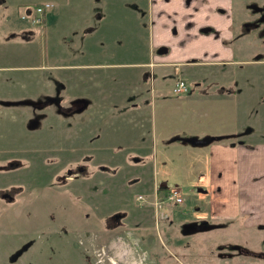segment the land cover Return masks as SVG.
<instances>
[{"label": "rangeland", "instance_id": "rangeland-1", "mask_svg": "<svg viewBox=\"0 0 264 264\" xmlns=\"http://www.w3.org/2000/svg\"><path fill=\"white\" fill-rule=\"evenodd\" d=\"M47 1L53 4L45 12L44 26L29 22L27 13ZM2 3L0 16L8 21H1L0 29L10 37L4 43L8 53L0 55V62L7 65L0 69V264H264L260 224L215 214L220 210L211 206L212 192L198 191L209 187L207 182H165V187H181L184 200L181 204L161 200L157 194L163 179L152 178L156 187L146 184L155 168L150 167L156 166L149 160L159 153L151 147L150 135L140 138L145 149L151 148L141 152L148 161L140 163L129 150L135 145L130 136L137 129L127 123L114 128L107 118L121 113L128 118V101L140 99L133 83L164 79V86L156 85L154 93L168 98L163 108L175 115L168 127L181 129L178 113L183 108H178L185 93L173 91L176 79L186 80L187 94L198 95L201 101L209 95L226 97L228 88L235 89L225 80L236 64L202 62L212 64L192 69L180 65L179 70L172 66L167 73L158 65L138 66L154 51L147 14H139L141 0ZM235 3V43L243 49L238 57L246 58L245 63L257 57L264 64V0ZM73 28L78 37H73ZM13 30L18 32L12 35ZM102 61L133 64L105 69L96 64ZM72 62L95 65L67 68ZM121 75L130 81L121 82ZM210 80L213 83H207ZM199 81L203 86L197 85ZM147 86L139 95L150 93ZM259 86L264 90V82ZM126 95L130 96L125 99ZM210 98L203 102L206 110L223 109L224 116L219 117L225 119V101L218 99L212 106ZM262 100L264 96L244 106L235 101L234 114L244 113L249 127L258 123L264 127ZM204 107L200 105L199 111ZM116 140L124 142L123 150L113 149L111 145L121 143ZM168 155L194 158L191 153ZM25 243L31 246L11 261Z\"/></svg>", "mask_w": 264, "mask_h": 264}, {"label": "crops", "instance_id": "crops-1", "mask_svg": "<svg viewBox=\"0 0 264 264\" xmlns=\"http://www.w3.org/2000/svg\"><path fill=\"white\" fill-rule=\"evenodd\" d=\"M141 2H143V6L139 5V7L142 8V12L139 11V14L142 17L147 14L149 42L154 51L149 61L139 62L138 66L155 67L158 65L161 71L167 73L172 66L179 70L178 66L180 65L181 68L185 66L192 69L204 64L228 62L236 65H233L232 73L229 77L227 76L225 83L234 85L235 89L228 88L229 94H226V97L209 95L207 98L202 97L204 101H201L199 100L200 96L193 95V97L192 93L187 94L190 91L189 87V90L179 99L180 108L178 109H183L182 113H178V115H180L183 127L175 129L168 127V123L171 125V122H174L175 115H171L162 105L168 98L157 96L154 93L155 86H164L165 80L155 78L145 82L142 79V82L133 83V86L136 87L133 91L140 99L137 100L134 97L128 101L127 105L131 107L130 111L126 113L129 114L128 118L127 116L122 117L124 113L117 117H107L112 119L110 124L114 125V128L122 129L124 123H127L131 129H137V132H133L130 136L135 145L129 150L136 153V159L141 160L140 163L148 161L141 152L149 149L143 147V141L140 138L145 133L150 135L151 147L156 146L159 151L156 158L149 160L150 164L153 162L157 166L160 162L161 166L158 169L156 166L150 167V169L155 168L146 184L152 183L153 187L155 185L154 177L163 179L162 185L171 181L181 184L190 180L207 182L209 187L199 188L198 191H202L201 194L212 192L211 206L220 210L215 214L230 217L229 219L242 216L248 221V224H260L264 228V127L259 123L254 127H249V120L243 121L246 118L244 113L234 114L235 101L239 100L244 106L246 102L251 100L253 104L256 102L255 99L261 100L264 96V90L259 86L261 82H264V64L259 62L262 60L257 57L249 63H245L246 58L238 57L242 55L243 49H240L235 43L236 0H141ZM50 3L53 4V2ZM2 4V0H0V11ZM93 9L94 7H91V10ZM91 10L90 16L92 17L94 12ZM0 18V22L8 21L7 16L1 15ZM23 19L25 18L23 17ZM46 20L47 18L45 23ZM28 21L34 23L31 17L28 18ZM95 22L96 19L89 24V26H93L90 30L95 28ZM76 31L77 29L73 28V37L75 34L78 37ZM17 32L13 30L11 33L14 35ZM9 34L10 32L0 29V55L8 53H4L7 47L4 43L6 38L10 37ZM84 35L83 32L81 36ZM15 38L18 37L15 36ZM96 64L107 69L117 67V64L121 65L119 67H123L122 65L133 63L102 61ZM66 65L67 68L79 65L87 67L94 66L95 63L72 62ZM6 67V64L0 62V69ZM70 70L74 71L73 68ZM125 78L121 75L118 79L121 82L122 80L130 81ZM197 78L200 76L198 75ZM87 79L92 81L93 76H89ZM210 82L213 83L212 80L207 83ZM144 84L148 85L147 89L151 88L150 93L145 97L144 94L139 95ZM203 84V82H197L200 87ZM253 88L259 89V91ZM249 94L250 100L246 101ZM130 95H126L125 99ZM210 97L214 98L213 102L209 104L212 106L219 101L218 99L225 101L227 104L225 119L219 117V115L224 116L223 109L222 111L206 110L204 103L210 101ZM84 100L87 101V99H82V101ZM262 101L264 102V100ZM140 104H143L144 108ZM196 105H198L197 108ZM200 105H203L204 108H201L203 111H199ZM101 114L103 115V113ZM262 115L263 111L260 112V117ZM229 118L239 122L235 124ZM119 119L121 124L118 122ZM218 121L223 123L217 125ZM145 128L146 130H144ZM105 139H111L110 134L107 133ZM120 142V140H116L114 143L119 144ZM123 144L124 142H121L118 146H111L115 150H123ZM170 152H177L180 156L183 153H191L194 158L189 161L186 157L174 156L173 159L168 155ZM159 155L161 160L158 159ZM175 162H178L180 166L177 167ZM142 174L143 171L138 172L139 176ZM177 188L180 192L182 191L181 187ZM157 196L160 197L159 193ZM181 196L183 197V195ZM160 199L163 198L160 197Z\"/></svg>", "mask_w": 264, "mask_h": 264}, {"label": "built area", "instance_id": "built-area-1", "mask_svg": "<svg viewBox=\"0 0 264 264\" xmlns=\"http://www.w3.org/2000/svg\"><path fill=\"white\" fill-rule=\"evenodd\" d=\"M50 2H45L42 4L37 5V7L31 13H27L28 16L31 17V20L35 23L43 22L45 18V12L48 8L51 7ZM189 90L188 83L183 78L176 79V82L173 85L174 92H186ZM141 197V196H140ZM164 201L168 202L173 200L175 203L180 204L183 202V197L180 194V191L177 188H170L166 198L163 199ZM163 202V201H162Z\"/></svg>", "mask_w": 264, "mask_h": 264}, {"label": "water", "instance_id": "water-1", "mask_svg": "<svg viewBox=\"0 0 264 264\" xmlns=\"http://www.w3.org/2000/svg\"><path fill=\"white\" fill-rule=\"evenodd\" d=\"M29 245H30L29 243L24 244L19 250L16 251V253L11 255L10 260L15 261L24 251H26L29 248Z\"/></svg>", "mask_w": 264, "mask_h": 264}, {"label": "trees", "instance_id": "trees-1", "mask_svg": "<svg viewBox=\"0 0 264 264\" xmlns=\"http://www.w3.org/2000/svg\"><path fill=\"white\" fill-rule=\"evenodd\" d=\"M159 195L161 198H164L167 196L168 192H169V188L165 187V185H160V188L158 190Z\"/></svg>", "mask_w": 264, "mask_h": 264}, {"label": "flooded vegetation", "instance_id": "flooded-vegetation-1", "mask_svg": "<svg viewBox=\"0 0 264 264\" xmlns=\"http://www.w3.org/2000/svg\"><path fill=\"white\" fill-rule=\"evenodd\" d=\"M43 23H45V22H40L39 24H43ZM178 70V69H177ZM75 112H77V111H75ZM26 244V243H25ZM30 245H29V247L31 246V243H29ZM24 245V244H23ZM22 245V246H23ZM19 250V249H18Z\"/></svg>", "mask_w": 264, "mask_h": 264}]
</instances>
